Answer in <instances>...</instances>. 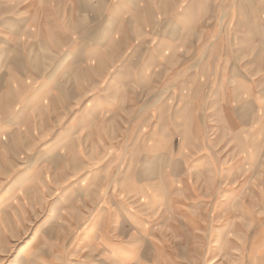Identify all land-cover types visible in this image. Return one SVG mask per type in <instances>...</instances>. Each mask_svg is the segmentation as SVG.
Returning a JSON list of instances; mask_svg holds the SVG:
<instances>
[{
    "label": "rangeland",
    "instance_id": "374dc122",
    "mask_svg": "<svg viewBox=\"0 0 264 264\" xmlns=\"http://www.w3.org/2000/svg\"><path fill=\"white\" fill-rule=\"evenodd\" d=\"M155 3L160 10L161 2ZM235 7L248 14L236 18L234 51L240 56L239 71L249 74L250 82L257 79L256 100L241 95L232 103L235 112H224L220 124L219 115L209 110L187 111L177 86L171 88L175 92L164 102H174L171 129L176 143L171 151L185 153L180 160L153 161L147 139L151 128L142 132L134 127L142 120L147 126L157 111L154 105L162 100L155 98L152 105L154 98L146 92L139 93V111L95 118L105 124V143L99 137H84L82 130L58 139L61 130L56 128L27 135L17 126L4 136L0 264H264V114L259 107L264 104V61L258 59L264 57V0L210 2L213 10ZM224 19L217 18L221 24ZM199 55V49H193L191 60ZM245 56L256 63L243 64ZM183 68L176 66L177 72ZM192 115L204 121L203 127L194 126L201 132L199 140L192 138ZM73 147L83 160L72 158ZM249 148L257 155L252 167ZM201 155L210 159L209 174L202 179L189 171ZM154 169H172L176 176V185H161L169 201L157 215L149 214L139 200L134 209L131 199L120 194L138 173L145 174L143 183L151 184ZM126 210L139 216V232L130 225L132 216ZM119 214L127 216L120 227Z\"/></svg>",
    "mask_w": 264,
    "mask_h": 264
},
{
    "label": "crops",
    "instance_id": "0c3cea01",
    "mask_svg": "<svg viewBox=\"0 0 264 264\" xmlns=\"http://www.w3.org/2000/svg\"><path fill=\"white\" fill-rule=\"evenodd\" d=\"M155 1L161 2L160 10L154 7ZM210 2L0 0V141L21 126L27 135L32 130L43 135L46 129L56 128L61 130L58 139L82 130L84 137H99L105 143V124L95 118L126 109L139 111V93L146 92L154 98L152 105L155 98L162 100L154 105L157 111L147 126L142 120L134 127L142 132L151 128L147 139L153 147V161L180 160L185 153L171 151L176 143L171 129L174 102H164L173 96L171 88L177 86L187 111L203 114L209 110L219 115L216 123L220 124L224 112H235L232 103L241 95L256 100L257 79L250 82L249 74L239 71L240 56L234 51L236 18L248 14L237 7L213 10ZM213 15L215 19L209 20ZM220 17L225 18L222 24L217 20ZM193 49L200 53L194 61L190 57ZM258 59L264 61V57ZM242 63L256 62L245 56ZM181 64L183 72H177L176 66ZM259 107L264 114V104ZM190 119L192 138L199 140L201 132L194 126L201 128L204 121L200 115ZM250 149L254 159L248 167L257 159ZM71 150L73 159L83 160L78 148ZM209 162L201 155L191 163V175L206 178ZM149 175L154 177L151 184L143 183L145 174L138 173L129 181L133 185L123 186L120 194L131 199L128 204L134 209L139 208L135 205L139 200L151 210L149 214L157 215L169 201L161 185L165 181L176 185V176L172 169H154ZM125 212L139 232L135 221L139 216ZM127 216L116 217L119 227Z\"/></svg>",
    "mask_w": 264,
    "mask_h": 264
}]
</instances>
